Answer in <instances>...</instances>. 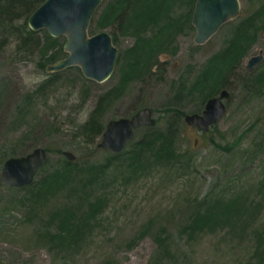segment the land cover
<instances>
[{
  "label": "rangeland",
  "instance_id": "obj_1",
  "mask_svg": "<svg viewBox=\"0 0 264 264\" xmlns=\"http://www.w3.org/2000/svg\"><path fill=\"white\" fill-rule=\"evenodd\" d=\"M150 1L103 0L95 12L89 36L107 31L119 51L104 83L78 66L47 71L69 56L66 37L33 31L25 17L0 23V264H264V60L247 69L264 53V24L234 69L213 64L223 63L215 58L241 23L264 11V0H241L240 17L204 45L194 41L197 0H159L157 15H147ZM141 15L155 24L130 29ZM222 90L232 94L224 118L208 132L188 126L185 116L202 114ZM144 107L160 129L174 124L176 162L143 158L133 168L129 153L113 160L91 182L88 198L105 206L78 241L70 231L59 237L62 226L51 216L80 207L75 194L42 197L1 184L5 161L36 148L49 154L36 182L65 166L64 151L75 154L79 172L104 165L112 152L97 148L98 131ZM98 109L92 131L87 126ZM146 132L138 129L134 141Z\"/></svg>",
  "mask_w": 264,
  "mask_h": 264
},
{
  "label": "water",
  "instance_id": "obj_2",
  "mask_svg": "<svg viewBox=\"0 0 264 264\" xmlns=\"http://www.w3.org/2000/svg\"><path fill=\"white\" fill-rule=\"evenodd\" d=\"M103 0H45L29 17L28 24L33 31L46 30L54 38L66 37L65 51L69 53L47 67L50 73L60 72L69 67L78 66L86 78L104 83L115 72L118 49L107 31L89 36L91 20ZM242 12L241 0H197L193 15L196 28L194 41L197 45L206 44L222 26L237 19ZM264 60L263 51L250 58L248 70H253ZM232 97L228 90L207 101L202 114L185 116L188 126L201 132H208L226 115V101ZM157 120L150 107H144L130 118H121L108 122L97 148L119 154L135 138V133L143 127H154ZM63 155L69 161L76 156L70 151ZM46 149L36 148L22 157H12L5 161L1 184L8 187L23 188L34 183L38 173L48 162Z\"/></svg>",
  "mask_w": 264,
  "mask_h": 264
},
{
  "label": "trees",
  "instance_id": "obj_3",
  "mask_svg": "<svg viewBox=\"0 0 264 264\" xmlns=\"http://www.w3.org/2000/svg\"><path fill=\"white\" fill-rule=\"evenodd\" d=\"M45 0H0V23L8 25L13 20L29 19L32 13L44 2ZM159 0H151L150 2L146 3L143 7L145 14L151 13L155 11L156 4ZM165 1V0H164ZM153 2V4H152ZM154 8H153V7ZM264 10V8L262 9ZM143 11V12H144ZM156 15H157V11ZM94 17V16H93ZM142 20H141V19ZM135 19L134 25H131L132 30H138L139 27L136 25L140 21L146 20L147 22L155 24L151 18H147L145 15H141ZM145 18V19H144ZM93 20V18H92ZM91 20V23H92ZM109 20V19H108ZM261 22L264 24V11L263 12H256L251 17H248L241 25L239 26V30L237 31V36L229 43V47L224 50L217 58H221L223 63L216 62L213 60V64L216 67L221 66L222 68H226L227 70L234 69L238 62H240L241 58L243 57V51L245 50L246 44L250 41V36L253 33H257L258 27L260 26ZM102 27L106 25H100ZM34 33H32L33 35ZM252 34V35H253ZM253 35V36H254ZM138 55V54H137ZM139 56H142L139 54ZM54 61V59L50 60ZM204 83H208L207 79H202ZM124 83V79H123ZM110 96V95H109ZM98 109L91 117L90 123L88 124L87 128L95 131L98 122V114L100 113ZM86 128V129H87ZM147 132L139 141H132L130 142L131 149L127 151H123L119 154L112 153L110 159L102 166L94 165L92 171H88L85 173L82 171H78V166L80 163L78 160L76 161H69L67 159H63L64 167L55 173L46 174L40 181H35L33 184L24 187L26 189H35L39 190L40 195L42 197L46 194H56L60 191H66L69 194H75L78 198V205L81 207L74 208L72 211H69L66 206L60 209V212L53 211L51 216L55 215L59 220V224H61V229L58 232L59 237H64L67 232H74L76 235L74 240L78 241L79 237L85 235L86 231L90 230L92 227L91 219L98 217L104 208V200L97 199L95 200L96 203L91 202L88 198V191L92 189L93 185L91 182L96 180L98 176L105 175L110 168L112 167L111 163L113 160L122 159L128 154L133 155L130 160L132 161V167L135 168V164L138 162L139 159H150L154 158L155 161L164 162V163H175L177 158V150H176V131L174 130V124H170L165 129H160L158 124L155 127H147L145 128ZM104 129L101 128L98 131V135H102ZM63 154V153H62ZM127 160V159H126ZM151 160V159H150ZM131 165V164H130ZM85 171V170H84ZM95 171V172H94ZM88 201V208H82L85 202ZM84 203V204H83ZM206 219H210L208 217H203L201 221ZM65 238V237H64ZM74 242V241H73ZM164 246V245H163Z\"/></svg>",
  "mask_w": 264,
  "mask_h": 264
}]
</instances>
